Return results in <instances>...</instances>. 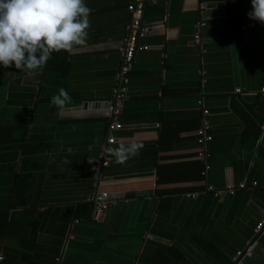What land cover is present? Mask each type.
I'll list each match as a JSON object with an SVG mask.
<instances>
[{
    "label": "crops",
    "instance_id": "crops-1",
    "mask_svg": "<svg viewBox=\"0 0 264 264\" xmlns=\"http://www.w3.org/2000/svg\"><path fill=\"white\" fill-rule=\"evenodd\" d=\"M135 1L85 0L83 45L30 74L0 68V264H264V25L249 0H142L147 50L116 103ZM61 88L71 101L58 111ZM110 137L111 152L142 147L102 167ZM100 192L113 198L104 212Z\"/></svg>",
    "mask_w": 264,
    "mask_h": 264
},
{
    "label": "clouds",
    "instance_id": "clouds-1",
    "mask_svg": "<svg viewBox=\"0 0 264 264\" xmlns=\"http://www.w3.org/2000/svg\"><path fill=\"white\" fill-rule=\"evenodd\" d=\"M248 19L264 25V0H249ZM89 7L85 0H0V68L30 74L43 67L52 53L83 45ZM71 101L61 88L50 103L58 111ZM141 144H120L112 149L116 163L138 155ZM71 151V149H69Z\"/></svg>",
    "mask_w": 264,
    "mask_h": 264
},
{
    "label": "built area",
    "instance_id": "built-area-1",
    "mask_svg": "<svg viewBox=\"0 0 264 264\" xmlns=\"http://www.w3.org/2000/svg\"><path fill=\"white\" fill-rule=\"evenodd\" d=\"M128 11L130 13V22L127 26V44L126 48L123 52L122 62L120 66V70L118 73V89L115 93V101L122 102L127 97L128 92V84H129V74L131 73L134 64H135V55L138 50H147L146 47H142L139 45L140 41L145 37L147 33V29L143 27L142 25V16L144 14L145 10V4L142 0H136L135 2H132L128 6ZM206 26L204 22H200L198 26V33L195 36V43L200 44L201 42V30ZM237 93H241L240 90L236 91ZM264 95V89L261 92ZM119 109L117 108V105L110 104V107L108 108L106 112V116L110 117L111 115L118 114ZM209 112L204 109L203 110V116L204 119L202 121V125L197 131L198 141L200 145L204 148L200 153L199 157L202 158V160H205L207 157V149H205L206 144H208L212 138L210 136L211 126L209 121L206 119ZM119 128V126L116 123H113L109 127V131H115ZM115 139L110 137L107 140V144L104 146L102 150V162L101 166L106 167L110 163V155L111 150L109 145H113L115 143ZM243 186H240L242 188ZM244 188V187H243ZM235 186H228L225 190H216L211 186H208L206 188L207 193L214 194L215 197H221L226 194L233 195L236 190ZM190 197V196H189ZM112 196L108 192H100L95 195L94 202L96 209L99 212H104L107 210V208L110 206V203L112 201ZM255 232L257 235H264V213L262 214ZM241 256V253L238 254Z\"/></svg>",
    "mask_w": 264,
    "mask_h": 264
}]
</instances>
